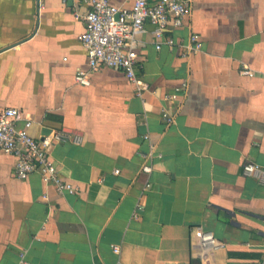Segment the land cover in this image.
<instances>
[{"label": "crops", "instance_id": "1", "mask_svg": "<svg viewBox=\"0 0 264 264\" xmlns=\"http://www.w3.org/2000/svg\"><path fill=\"white\" fill-rule=\"evenodd\" d=\"M86 9L0 0V110L20 109L34 138L68 134L51 155L78 187L20 180L15 157L0 153V264H263L264 186L243 167H264V0H192L166 34L173 48L157 50L148 25L137 37L140 95L106 66L76 82L88 70ZM194 34L200 48L184 57ZM151 150L147 175L139 153ZM198 226L225 247L203 257Z\"/></svg>", "mask_w": 264, "mask_h": 264}, {"label": "built area", "instance_id": "2", "mask_svg": "<svg viewBox=\"0 0 264 264\" xmlns=\"http://www.w3.org/2000/svg\"><path fill=\"white\" fill-rule=\"evenodd\" d=\"M69 1L87 7L83 15L85 31L79 35L78 40L87 51L88 70H78L76 82L89 85L91 74L106 66L123 71L126 78L135 84L139 95L145 86L136 75L140 45L137 37L145 33L147 26L151 25L152 34L158 40L157 50L163 45L175 47V40L166 34L171 27L179 29L184 26L191 14L192 2V0H124L130 5L117 6L112 0H63L64 3ZM199 48V36L191 35L190 44L184 45L183 56L186 57ZM242 73L254 75L250 71ZM162 119L167 126L174 122L173 115L166 110L163 111ZM32 126L33 121L26 118L20 109H1L0 153L15 157L14 167L18 179L26 180L31 174L38 173L46 185L55 186L60 193H77L78 187L60 177L51 155L52 147L66 141L69 135L52 130L48 135L34 138L28 133ZM143 138L150 139L149 135H144ZM139 156L144 161L141 171L147 175L151 174L153 150L149 153L140 152ZM115 174H119V171ZM243 174L255 178L264 186L263 166L249 162L243 167ZM150 187L151 184L146 183L145 189L148 190ZM192 233L203 257L225 247L212 232L201 226L195 227ZM114 251L118 253L119 248L114 247Z\"/></svg>", "mask_w": 264, "mask_h": 264}, {"label": "water", "instance_id": "3", "mask_svg": "<svg viewBox=\"0 0 264 264\" xmlns=\"http://www.w3.org/2000/svg\"><path fill=\"white\" fill-rule=\"evenodd\" d=\"M51 131H52L51 129L46 128V129H44V133L43 134L48 135Z\"/></svg>", "mask_w": 264, "mask_h": 264}]
</instances>
